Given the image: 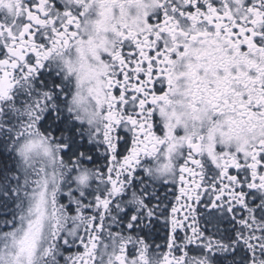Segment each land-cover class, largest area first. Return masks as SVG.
Wrapping results in <instances>:
<instances>
[{
	"label": "snow or ice",
	"instance_id": "obj_1",
	"mask_svg": "<svg viewBox=\"0 0 264 264\" xmlns=\"http://www.w3.org/2000/svg\"><path fill=\"white\" fill-rule=\"evenodd\" d=\"M0 264H264V0H0Z\"/></svg>",
	"mask_w": 264,
	"mask_h": 264
}]
</instances>
